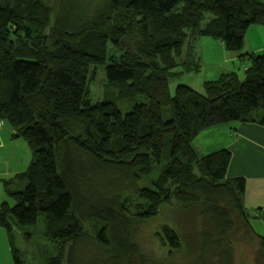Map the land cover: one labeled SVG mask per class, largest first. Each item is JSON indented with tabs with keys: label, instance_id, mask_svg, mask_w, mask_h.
<instances>
[{
	"label": "trees",
	"instance_id": "obj_1",
	"mask_svg": "<svg viewBox=\"0 0 264 264\" xmlns=\"http://www.w3.org/2000/svg\"><path fill=\"white\" fill-rule=\"evenodd\" d=\"M91 2L0 0V121L31 152L0 206L14 263L17 226L26 241L37 238L42 264H153L136 239L160 218L155 233L171 257L228 264L240 230L264 257L245 178L227 173L231 151L194 146L214 126L264 127V50L243 48L250 27L264 26V0ZM201 37L219 40L241 73L222 72L200 90L172 87L200 70L191 59ZM98 66L106 90L92 102ZM192 215L202 227L184 236Z\"/></svg>",
	"mask_w": 264,
	"mask_h": 264
},
{
	"label": "crops",
	"instance_id": "obj_2",
	"mask_svg": "<svg viewBox=\"0 0 264 264\" xmlns=\"http://www.w3.org/2000/svg\"><path fill=\"white\" fill-rule=\"evenodd\" d=\"M211 41V42H209ZM195 49L192 61H201L200 70L193 80L200 90L205 80L215 79L222 72L238 70L236 56L223 52L221 46L210 38H203ZM244 49L248 52L264 50V26L256 25L244 37ZM197 64V65H199ZM239 73H241L238 70ZM189 84V83H188ZM193 87V86H192ZM195 88V87H194ZM0 206L6 198L5 181L18 184L16 174L24 172L30 161L24 160L23 152L29 153L25 140L15 135L14 129L0 121ZM200 155L226 148L231 151L229 176L245 178L244 204L251 213L253 231L264 237V127L256 124L228 123L205 129L194 141ZM23 147L25 151H23ZM31 160V158H30ZM17 179V180H16ZM252 216V217H251ZM6 249L10 250L6 232Z\"/></svg>",
	"mask_w": 264,
	"mask_h": 264
},
{
	"label": "rangeland",
	"instance_id": "obj_3",
	"mask_svg": "<svg viewBox=\"0 0 264 264\" xmlns=\"http://www.w3.org/2000/svg\"><path fill=\"white\" fill-rule=\"evenodd\" d=\"M91 4L94 3L96 0H91ZM256 28V25H252L251 28ZM203 38H210V37H201L198 39V42H200ZM210 40H213L217 43V45L221 46V50L224 52V46L223 44L217 40L210 38ZM197 42V46L199 43ZM211 42V41H209ZM244 48V47H243ZM196 51V50H195ZM196 53H194L195 55ZM199 63L201 61L199 60ZM197 76V70L195 68L188 70L179 76H176L172 78L170 81V85H175L178 83H189V85L193 87H197L196 82H193V80ZM106 90V79H105V72L102 69L101 66H98L96 69V75L95 80L90 84V92H91V100L92 102H95L97 99H102L104 96V92ZM138 101V100H137ZM125 102H129L128 105H123L122 111H127L130 106L132 105L133 101L126 100ZM119 109L121 110V107L119 106ZM6 124H9L6 122ZM23 151H25L23 147ZM27 158H31V152L26 153L23 152L24 160ZM30 158L29 161H30ZM250 213V212H249ZM251 214V213H250ZM249 214V215H250ZM252 217V216H251ZM160 221H164L162 218L155 219L154 221H151L149 223L143 224L142 227L139 230L138 236H137V243L140 245V247L148 253H151V259H155L156 261H153V264H192L191 262H188V260H183L179 256L171 257L169 256L168 248L163 247L161 239L158 235H156V231L158 229V226L160 225ZM166 221V219H165ZM254 220L250 219V225L253 227ZM183 226V234L184 236H189L191 232L195 231L196 226L198 228L201 226L202 223L195 218L194 215H192L190 218H188L187 222L182 224ZM3 232H6L4 228L0 227V264H15L12 257V252L6 249V243H5V237H3ZM27 233H29L28 230H20L17 226H14V232H13V239L16 244V246L19 249V257L21 259V264H42L41 259L39 258L38 248H35L37 238L34 240V242L30 243L29 240L26 241L25 239L28 237ZM40 233V231H38ZM7 234V232H6ZM248 234H245V231L243 232L240 230L238 234L233 239V246H232V257L231 261L228 264H264V257L259 249L258 245V238L252 237L249 238ZM261 236V235H260ZM36 237V236H33ZM181 249H186V247L183 246ZM230 250V248H229ZM170 261V262H169ZM204 264H222L219 259H210Z\"/></svg>",
	"mask_w": 264,
	"mask_h": 264
},
{
	"label": "built area",
	"instance_id": "obj_4",
	"mask_svg": "<svg viewBox=\"0 0 264 264\" xmlns=\"http://www.w3.org/2000/svg\"><path fill=\"white\" fill-rule=\"evenodd\" d=\"M1 123V122H0Z\"/></svg>",
	"mask_w": 264,
	"mask_h": 264
}]
</instances>
